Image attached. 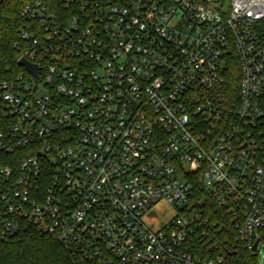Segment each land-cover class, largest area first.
<instances>
[{
  "label": "built area",
  "instance_id": "built-area-1",
  "mask_svg": "<svg viewBox=\"0 0 264 264\" xmlns=\"http://www.w3.org/2000/svg\"><path fill=\"white\" fill-rule=\"evenodd\" d=\"M19 16L35 74L0 84L5 230L36 228L75 264H223L194 249L210 203L255 254L264 0H29ZM161 201L176 215L152 230Z\"/></svg>",
  "mask_w": 264,
  "mask_h": 264
},
{
  "label": "trees",
  "instance_id": "trees-1",
  "mask_svg": "<svg viewBox=\"0 0 264 264\" xmlns=\"http://www.w3.org/2000/svg\"><path fill=\"white\" fill-rule=\"evenodd\" d=\"M29 0H0V84L16 75L19 30L23 25L19 13ZM236 73L230 74L231 83L236 82ZM0 156V165L7 162ZM208 224L205 228L208 239L194 242L195 252L212 259L223 258V264H257V256L236 245L235 232L229 218L212 204L206 205ZM7 213L0 201V264H75L74 258L56 240L36 228L21 224L8 233L5 224ZM234 243L233 250L227 247ZM213 243H216V247Z\"/></svg>",
  "mask_w": 264,
  "mask_h": 264
},
{
  "label": "rangeland",
  "instance_id": "rangeland-1",
  "mask_svg": "<svg viewBox=\"0 0 264 264\" xmlns=\"http://www.w3.org/2000/svg\"><path fill=\"white\" fill-rule=\"evenodd\" d=\"M175 215L174 208L164 201H161L151 207L145 215L143 222L148 228L156 230L169 222ZM257 238L261 239L255 252L257 264H264V231L259 233Z\"/></svg>",
  "mask_w": 264,
  "mask_h": 264
},
{
  "label": "water",
  "instance_id": "water-1",
  "mask_svg": "<svg viewBox=\"0 0 264 264\" xmlns=\"http://www.w3.org/2000/svg\"><path fill=\"white\" fill-rule=\"evenodd\" d=\"M17 65H18V66H23V67H25L29 72H31L33 75L35 74V66H34V65H30V64H28V63L25 62L23 59H20V60L17 62ZM256 245H257V242H256V243L253 245V247H252V251H253V252L255 251Z\"/></svg>",
  "mask_w": 264,
  "mask_h": 264
}]
</instances>
